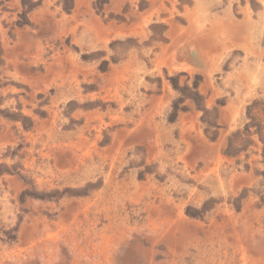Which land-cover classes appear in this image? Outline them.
Segmentation results:
<instances>
[{"label": "rangeland", "instance_id": "obj_1", "mask_svg": "<svg viewBox=\"0 0 264 264\" xmlns=\"http://www.w3.org/2000/svg\"><path fill=\"white\" fill-rule=\"evenodd\" d=\"M111 1L120 11L108 16L125 15L128 34L98 45L97 29L87 28L82 49L64 33L52 47L57 56L20 59L16 27L31 22L39 4L68 16L73 0H0V264H185L202 247L191 244L192 230L203 238L200 228L214 224L226 227L214 248L235 246L233 234L249 247H236L249 264H264V0H89L94 12L86 9L82 19L97 24L94 14L111 10ZM174 27L195 31L205 46L202 72L167 67ZM45 73L55 80L33 81ZM121 84L128 107L109 124L99 111L123 97ZM226 128L229 142L217 162L190 157V136L216 139ZM127 137L142 147H133L127 166L138 170L123 168L121 179L151 176L178 191L176 207L163 199L162 210L151 208L133 228L116 227L112 199L108 209L89 207L110 180L99 155L126 149ZM80 145L97 160L94 181L76 173ZM244 164H252L246 175ZM102 191L110 199L113 189ZM232 222L249 228L229 235ZM178 224L191 231L183 230L182 246L174 241Z\"/></svg>", "mask_w": 264, "mask_h": 264}, {"label": "crops", "instance_id": "obj_2", "mask_svg": "<svg viewBox=\"0 0 264 264\" xmlns=\"http://www.w3.org/2000/svg\"><path fill=\"white\" fill-rule=\"evenodd\" d=\"M89 0H73V5L69 7L68 12L64 16L57 17L56 13H54L52 8H49L47 4H39L37 10L38 14L36 15L31 14L30 19L31 22H27L25 24H20L17 26V30L15 32V38H14V44L13 49L15 56H20V59H24V57L33 58V56H57V54H53L52 47L53 44L57 42V40H61L64 36V33H68L71 36L72 40H76L79 43V46L82 47V49L85 48V36L87 32V28H94L97 29V44H107L111 42L113 39L118 38L119 34L126 35L128 34V28H130V25H128L127 20L122 19L121 16H114L110 18L108 13L112 11L113 14H117L120 11L119 4L117 2L111 1L105 5V7H109V11H103V15L100 14H94L95 19H97V24L92 25L89 23L91 19L85 18L82 19V12H87L86 9H92L87 6V3ZM91 2V0H90ZM81 3H84V7L81 6ZM36 11V10H35ZM94 12V10H92ZM89 13V12H88ZM126 16L128 17V12H126ZM141 22V18L139 20V23ZM135 22H133L134 24ZM186 33L182 32V29L175 28L173 29V37L167 42V45L169 46V55L165 56L167 61V67H169L170 70L173 72H180L183 70H187L189 72H202L207 67V62L209 61L208 51L205 48H203V45L200 44L198 39L196 38V32L189 29L186 30ZM67 56H70L69 54ZM211 59V58H210ZM57 71V68L55 70ZM48 76H41L40 80H33L38 81L39 83H46L50 80L53 82L55 80V75L45 73ZM32 78L33 76H28ZM30 80V79H29ZM230 131H228V128L223 129V132L221 133V137L218 136L216 139H208L206 136L201 135L200 131L199 134L196 136H190L188 138L189 147H190V157L192 156L194 159L199 158H213V162H217L221 156H224L226 153V145L229 142V136ZM130 144L128 145H137L139 148L142 147L140 144H137V141L134 140V138L129 139L127 137L126 140ZM144 145V144H142ZM148 145V144H147ZM189 149V148H188ZM248 148H243L240 150H237L236 154L244 156V152ZM155 151L153 150V153ZM235 154V155H236ZM181 153H177V157H180ZM243 161V160H242ZM244 167V174L250 173V170L252 168V164L250 166ZM243 175V174H242ZM241 175V176H242ZM244 175V176H245ZM243 176V177H244ZM240 178H238L237 182ZM160 208L162 210L163 205L160 207V205L154 206V208ZM153 208V209H154ZM263 209V208H262ZM152 212V211H150ZM181 216V215H178ZM176 216L174 220L180 218ZM243 220H241L242 222ZM245 222V221H244ZM249 223V220L247 221ZM245 224V223H244ZM183 225L177 226V231L180 232L178 236H174V241L176 244H179L182 246L184 239L188 237V235H184L191 233V231H187L185 228V233L183 234ZM226 227L221 226V224L207 227V228H200V232L202 233L203 238H201V234L198 236V230L193 229L192 230V238L191 244H198L202 247L201 250H204L206 252H210L211 254L217 253L219 251V248H223L221 246H218L217 248H214V238H217V242L224 243L223 239H220L222 236L223 238L226 237V232L222 233V229ZM244 226L236 225V223H230V227L228 228L229 235L232 233H238L242 230L243 232L246 230V228H249L248 226L244 228ZM71 229V228H69ZM227 231V232H228ZM190 235V236H191ZM225 235V236H224ZM237 235V234H235ZM246 239H248L246 234H243ZM189 236V237H190ZM232 237V243H234L235 246L233 248L236 249V247H241L240 249H243V246L247 249L246 244L239 243V241L236 239V237L232 234L230 235ZM201 238V239H198ZM264 243H260V246H263ZM237 247V248H238ZM189 248V247H188ZM198 248V247H196ZM199 249V250H200ZM187 248L185 249V253L187 252ZM238 250V249H236ZM198 251V249H197ZM184 253V254H185ZM203 253V252H202ZM190 254V253H188ZM193 261H197V257L194 256ZM185 264H188L189 259L186 261L184 259ZM175 263V261H174Z\"/></svg>", "mask_w": 264, "mask_h": 264}, {"label": "built area", "instance_id": "obj_3", "mask_svg": "<svg viewBox=\"0 0 264 264\" xmlns=\"http://www.w3.org/2000/svg\"><path fill=\"white\" fill-rule=\"evenodd\" d=\"M119 87V86H118ZM117 87V88H118ZM120 89H122L123 97H114L117 102L113 105H109L108 101L105 102V107L101 108L99 112H102L104 120L109 124L119 121L124 113V109L128 107L129 100V90L124 84H121ZM101 121V120H100ZM104 122V121H102ZM165 124V122H163ZM159 130V128H156ZM160 135V134H159ZM161 142L158 135H156L157 152L156 156L161 159V156L165 154L163 150L159 148V143ZM87 146V144H84ZM79 147V146H78ZM105 147V146H104ZM126 149H113V152L105 153L99 155L102 158V168L104 167L109 173L110 180H102V183L97 191V196L89 207L94 206L97 209V202L102 203L103 206L106 205L109 200H113L114 207L109 216H113L116 220V227L120 226V223L126 228H133L144 223L147 219L148 211L154 206L159 205L163 199L166 203L175 204L177 200L178 191L174 188L171 189L169 185L166 184L165 180L157 179L149 176V178L141 179V177L136 179H131L129 181L122 180L120 175L124 168V171L129 173L132 170H138L134 167H127L128 161L137 155L135 151V146L129 145L124 146ZM78 160H80L81 155L84 153V157L79 161V166L76 164V173L81 176L82 182L84 181H94L90 180L95 178V173L97 172V160H95L93 154L86 150H83L82 146L78 148ZM163 153V154H162ZM146 167L150 165L148 160L145 162ZM96 179V178H95ZM78 180H81L79 178ZM112 188V194L110 199H103L104 188ZM192 190V189H191ZM101 191V192H100ZM176 207V204H175ZM109 208V205H106ZM102 210V207L99 209ZM125 218V219H124ZM102 219L99 215V220ZM92 220L97 222V213L92 214ZM103 221V220H102ZM93 222L94 227L97 225ZM103 223V222H101ZM100 223V224H101ZM115 223V222H114ZM101 231L102 227H98ZM198 248L192 249L188 256H185L186 261L189 259L188 264H249L250 259L247 253L239 252L233 247L219 248L217 253L211 254L209 251L204 250L197 251ZM203 252V253H202ZM197 257V261H193V257Z\"/></svg>", "mask_w": 264, "mask_h": 264}]
</instances>
